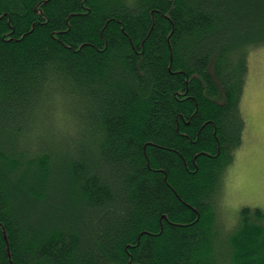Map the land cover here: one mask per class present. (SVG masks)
Listing matches in <instances>:
<instances>
[{"label": "trees", "instance_id": "obj_1", "mask_svg": "<svg viewBox=\"0 0 264 264\" xmlns=\"http://www.w3.org/2000/svg\"><path fill=\"white\" fill-rule=\"evenodd\" d=\"M264 0H0V264H264L225 217Z\"/></svg>", "mask_w": 264, "mask_h": 264}, {"label": "rangeland", "instance_id": "obj_2", "mask_svg": "<svg viewBox=\"0 0 264 264\" xmlns=\"http://www.w3.org/2000/svg\"><path fill=\"white\" fill-rule=\"evenodd\" d=\"M249 63L241 104L247 123L244 145L227 177L224 214L230 224L245 206L264 208V49L251 54Z\"/></svg>", "mask_w": 264, "mask_h": 264}, {"label": "snow or ice", "instance_id": "obj_3", "mask_svg": "<svg viewBox=\"0 0 264 264\" xmlns=\"http://www.w3.org/2000/svg\"><path fill=\"white\" fill-rule=\"evenodd\" d=\"M262 127H264V121H262Z\"/></svg>", "mask_w": 264, "mask_h": 264}]
</instances>
